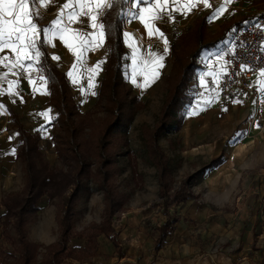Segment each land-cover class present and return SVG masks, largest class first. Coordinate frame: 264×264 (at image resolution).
<instances>
[{"label":"rangeland","instance_id":"obj_1","mask_svg":"<svg viewBox=\"0 0 264 264\" xmlns=\"http://www.w3.org/2000/svg\"><path fill=\"white\" fill-rule=\"evenodd\" d=\"M33 8L35 9V6ZM240 8L244 11H234L223 17V22L231 17L237 19L252 17L250 21L243 22L247 24L252 23V20L262 21L264 18V0H243ZM56 17L55 13L45 15L43 19L50 21L57 19ZM221 22L222 19L211 25L212 33L218 29L217 26ZM190 23L184 26L183 32L170 24L164 26L169 46L166 63L159 72V77L150 86H138L141 85L138 79H136L137 83L133 84L131 79L133 69L130 64L125 67L127 82L133 88V93L138 95L145 105L137 112L131 123L128 134L131 153L119 160L120 175L117 185L128 197V203L124 212L113 220L115 236L119 238L118 242L122 250H125L124 254L127 258L135 259L140 264H148V262L149 264H264V125L257 127L252 134L251 130L246 129L244 121L237 123L233 129L226 122L225 115L220 116L218 122H215L210 115L206 117L203 115L202 119H199L197 115L189 113V107L180 113L187 119L186 130L182 131L181 128L159 141L166 157L171 161L173 173L171 188L173 191L180 190L189 176H195L192 183L194 197L172 207L171 214L178 221L168 233L162 248L155 251V239L152 233L158 225L166 222V217L160 198L157 170L150 165L144 154L140 137L141 127L143 124L154 127L158 120L168 93L166 80L173 61L171 42L176 40L181 44L184 36L190 33L192 22ZM57 44L56 38L51 44L48 43L53 51L51 56L59 57V60L53 59V63L65 70L81 111L84 113L94 111L95 121L105 118L103 105L95 107V104L101 81L104 79L110 46L103 42V51L107 57L106 59L105 56L103 57L104 64L94 76L92 82L95 87L88 88L89 76L92 74L87 69L93 63L95 54L88 55L87 58L83 56V61L78 63L72 52L71 56H66L61 53L62 51L57 50ZM130 57L128 53V61ZM73 64L77 65L73 73L78 80L76 84L72 83V78L68 75L73 71ZM41 75L44 76L45 73L41 71ZM92 92L96 94L92 95ZM43 95L39 102L25 104L17 111L22 114L24 127L29 132L41 133L42 139L39 144L45 160L52 169H59L63 165L52 142L54 128L51 123L55 111L49 103L47 89ZM43 113L47 115H42ZM5 122L4 118L0 126ZM183 122L184 120L181 123L182 127ZM9 129L13 134L17 152L20 145L18 131L12 123ZM219 157L222 158V164L218 168L208 170L202 177L199 172L201 168ZM19 163L21 164L19 167L22 168L18 171L19 177L13 180L11 187L0 188V200L12 194L22 193L25 176L23 164L18 160ZM88 191L77 204L75 223L77 230L80 231L101 223L104 211L103 193L97 189L94 182L91 181L88 185ZM57 204V200H50L46 196L40 200L41 211L30 219V223H38L34 225V231H31V238L45 234L50 238L56 237L58 227L54 217L57 213ZM2 210L0 208V226H3L4 221L5 210ZM39 222L45 224L44 232L38 231ZM99 239H101L100 257H104L105 261L109 262L112 257L109 249L112 242L105 236H100ZM3 241H0V246L5 252L13 253V248ZM85 242L84 239L77 238L73 244L77 247ZM39 253L41 260L45 250L41 248ZM65 264L78 263L67 261Z\"/></svg>","mask_w":264,"mask_h":264},{"label":"trees","instance_id":"obj_2","mask_svg":"<svg viewBox=\"0 0 264 264\" xmlns=\"http://www.w3.org/2000/svg\"><path fill=\"white\" fill-rule=\"evenodd\" d=\"M103 17L107 42L111 46L109 64L99 89L95 107L105 111V118L95 121L94 111L84 113L76 102L64 73L53 67L43 56L42 64L50 82L51 106L55 115L51 126L54 128L52 142L63 167L52 169L39 144L40 132L30 133L21 125L19 159L23 162L25 186L20 194H12L3 200L4 214L3 240L13 248L6 253L0 246V264H93L100 246L99 237L110 238L116 252L121 254V246L115 236L114 218L124 212L128 197L117 185L120 175L119 160L131 153L128 134L137 112L144 107L139 96L133 93L125 78L128 52L124 46L123 25L125 0H114ZM204 21L194 38L189 39L184 49L178 52L173 46V62L166 80L167 96L154 127L143 124L141 141L144 154L150 165L156 168L160 198L166 222L158 225L152 237L155 251L162 248L168 233L178 221L171 214L174 206L194 197L192 183L195 176H189L180 190L171 188V161L166 157L159 139L182 128L180 115L192 104L187 94L193 73L198 69V59L205 49L215 48L229 38L231 43L238 32L247 24L232 22L225 25L220 36L213 42L205 43ZM222 158L211 160L200 172L203 177L208 170L218 168ZM94 182L103 193L104 211L101 223L93 224L80 231L76 228L77 204L87 193L88 185ZM173 191V192H172ZM57 200L55 222L58 225L57 241L41 246L29 239L30 219L41 211L39 202L44 197ZM86 241L83 248H75L72 241ZM45 253L39 260V250Z\"/></svg>","mask_w":264,"mask_h":264},{"label":"crops","instance_id":"obj_3","mask_svg":"<svg viewBox=\"0 0 264 264\" xmlns=\"http://www.w3.org/2000/svg\"><path fill=\"white\" fill-rule=\"evenodd\" d=\"M113 1L114 0H108V2L110 3H112ZM67 2L68 0H54V2L49 6V8H40L39 11L41 15L34 18V22H36L38 27L41 29L40 36L38 37V40H37V46L39 50L41 51L42 55L38 63L35 61L34 62L24 61V63L25 65H27L28 63L33 64L34 71L31 73V76H32V79L36 81L35 87L38 89H41L40 91H34L33 85L29 83L28 73L24 72L23 70L19 68L12 69L11 71H9V68H6L4 67L3 64H0V92L3 93L2 95H0V122H3L4 118L6 120V122L2 126H0V188L1 187L3 188L11 187L13 180L19 177L18 171L22 169L21 167H19V165L21 164L20 163L18 164V160H20L18 157L20 149L17 152L15 150V155L12 154V150L15 149L14 142H13L14 137L9 129V125L10 123H12L14 128H16L18 131V138H19V143H20V133H19L18 126L21 125L25 130L27 129L24 127L22 114L19 111H17V109H19L20 107H23L25 104H29V103L33 104V103L39 102L41 98L44 97L43 93L45 92L46 89H47V97L51 105L50 82L47 78L46 71L42 64L43 56L45 53L50 63L52 64V66L57 68L62 73H64L66 76V79H68L65 70L58 67L56 64L53 63V59L51 56L52 55L51 52L53 51L51 50L48 43L46 42V38L44 37L43 31H42L45 28L52 29V21H53V20L44 21L45 19H43V17L45 15H52L55 13L58 17L60 13V9ZM125 2H126L127 7L124 11L126 19L123 25V30H124L123 34L129 33L131 34L132 38L129 40L124 35V46L126 47L127 52L130 53L131 55L130 60H129L130 63L128 62V64H130L132 69H133L132 55H133L134 48L138 50L137 51V62L139 66H142L144 60L151 59V56H150L151 53H155L157 55L164 56V60H163V67H164L166 63L165 60H166V55H167V53H164L165 45L163 42L164 39H167L166 29H164V26H166V24L176 26L174 28H179V31L183 32L184 26H186V24H191L190 22H192V25L190 27L191 29L189 30L190 33L184 36L183 40L181 41V44L180 43L178 44L176 40L171 42V52L173 51L174 45H175V49L178 52H180L184 49V46L186 45L185 43L189 39L194 38L195 34L198 32L199 27L203 21L204 23L201 27L203 29L204 42L209 43V42L215 41V39H217L222 33L224 26L231 23V21L232 22H241V21L244 22L247 20L250 21L252 18V17H247V18L237 19L235 17H231V19L223 22V17L230 15L234 11H238V12L244 11L243 9L240 8V6H242L243 4V0H232L231 4L227 6V10L225 11V13L220 16H217L215 13L219 5L223 3V0H209L211 7L206 8L201 4L200 6H198L197 8L193 9L190 12L172 11L171 10L173 7L172 0H169V7L165 11L171 12V15L170 16L163 15L160 19L152 21L155 27L159 28L160 31L164 33V37L161 38L159 35H154L152 37H149L147 34V29L144 27V24L138 18L133 19L132 14H135L138 17L140 13V9L144 7H148L151 4H154L155 0H139V3H137V0H125ZM181 2H183V0H181ZM107 10L108 9H100L95 13L98 16L97 23L103 24L102 20ZM70 11L71 9H65V16L62 18L65 24L68 23L67 13ZM82 19L88 20L89 25H90V19L88 17H84ZM220 19H222V22L219 23V25L217 26L218 29L215 30L214 33H212L213 30L211 29V25L216 24L215 22H219ZM263 22H264V18L262 19V21L252 20V23H263ZM70 27L73 29L84 31V32H98L99 31L98 29H93L90 26L84 27L81 24H75V23L71 24ZM104 33H105L104 43L105 42L108 43L105 30H104ZM56 39L58 43L56 46L57 47L56 49L59 51H62L61 53H63L66 56H71L72 51H70L69 48L64 44V42L61 41L58 37ZM229 41L230 40L228 38L224 42H221L218 45H216L215 48L205 49L201 53L198 59V62H197L198 69L193 73L188 89L186 91L189 96L190 95L192 96L191 97L192 104L189 106L190 108L189 113H195L194 116L197 115L196 117L199 119H202L203 115L204 117H206L207 115L208 116L210 115V117H213L215 122H218L220 116L225 115L226 122L228 123L230 127H233V129L237 123H241L242 121H244L246 122V129L251 130L250 133L253 134V132L257 130V124H259V126L264 125V96H263V101H261V103L259 104L256 103L252 99L239 100L241 101V103H235V101L237 100H234L232 103H222L218 98L217 91H215L217 80L219 79L222 72L224 71L225 61L222 58V55L227 50L229 45L231 44ZM129 44H131L132 47H129ZM103 47L104 46L102 45L101 47H98L94 50L85 51L84 57L95 54L93 63L90 65L89 68H94L97 64H99L100 65L99 69H101V67L104 64L103 57L105 56L104 57L105 59L107 57L103 51L104 50ZM172 56H173V53H172ZM4 57L8 58L5 61V63H8L9 61H13L16 58L15 53L11 49H4L3 52H0V59H3ZM109 57H110V52H109L107 62L109 61ZM108 64L109 62L107 63V66ZM163 67L159 69V72L163 70ZM41 71L45 73L44 76L41 75ZM209 73H212V75H210ZM104 74H105V71H104ZM41 76H43L46 79L47 81L46 84L40 81L39 77ZM136 79H138L141 85L143 84V76H137ZM258 79H259V76L255 77V81H254L255 85H257ZM202 80L204 82L203 84H202ZM11 81L18 82L14 86L13 94H9L8 92L9 82ZM68 82L71 88L72 85L69 79H68ZM71 91H72V88H71ZM132 91H133V88H132ZM15 93H18V94H15ZM72 95H73V91H72ZM225 109H227V111H225ZM6 113H7V117H6ZM183 124L184 125L181 130L185 131L186 127H188L186 118H184ZM20 161L23 164L22 160ZM6 198L7 197H5V199ZM5 199L0 200V208L5 210L6 212V209L3 206V200ZM4 214H3V218H4ZM54 221H55V217H54ZM35 224H38V223H35ZM35 224L29 223V239L30 240L40 245H49L58 240L57 239L58 233L56 237L54 238H50V236L47 234L39 235L36 238H31L30 237L31 231L33 230V227ZM39 224L40 226H37L38 231L44 232L45 224H43V222H39ZM1 227L3 226H0V241H3V230H1ZM74 241L75 240L72 241L73 247H75L73 244ZM85 243L77 247L83 248L85 246ZM99 243H100V246H99L100 248L101 239H99ZM109 249H111L110 252L112 254L111 255L112 257L109 260V262L105 261L104 257H100V254H99L100 249H99L98 251L99 256L93 260V264H119V263L123 264V263H127L126 261L129 262L127 264H140L135 259H128L127 255L124 254L125 250L124 249L122 250V247H121L122 255H119L116 252V249L113 243H111V246Z\"/></svg>","mask_w":264,"mask_h":264},{"label":"snow or ice","instance_id":"obj_4","mask_svg":"<svg viewBox=\"0 0 264 264\" xmlns=\"http://www.w3.org/2000/svg\"><path fill=\"white\" fill-rule=\"evenodd\" d=\"M54 0H0V52L4 49H11L15 53V60L5 63L8 59L4 57L0 59V64L4 67L12 69L19 68L24 72L28 73L29 83L33 85L34 91H40L35 87L36 81L32 79L31 73L34 71L33 64L28 63L25 65L24 61H35L39 62L41 58V51L37 46V40L40 36L41 29L37 23L34 22V18L41 15L40 8H49ZM232 0H223V3L216 9V15L220 16L225 13L227 6L231 4ZM139 3V0H137ZM172 11L190 12L197 8L201 4L204 7H211L209 0H172ZM35 6V10L33 9ZM114 5L108 0H68L60 9L59 16L57 19L52 21V29H43V35L46 38V42L51 44L54 38H59L64 44L72 51L76 57L78 63L83 61L85 51L94 50L101 47L104 42V24L97 23L98 16L95 14L100 9H109ZM169 7V0H155L154 4L149 5L140 9L139 16L132 14V18H138L147 29L149 37L159 35L161 38L164 37V33L159 28L155 27L152 21L160 19L163 15L170 16L171 12L165 10ZM65 9H71L67 13V24L62 19L65 16ZM88 17L90 19V25L88 20L82 19ZM81 24L84 27L90 26L93 29H98V32H84L78 29L70 27L71 24ZM125 37L129 40L132 38L131 34L124 33ZM164 53L168 52V41L164 39ZM129 47H132L129 44ZM137 49H133V70H132V83L136 84L137 76H143V84L138 85L140 87H148L154 83L159 77V69L163 67V55H157L151 53V59L144 60L142 66L138 65L137 62ZM52 59L59 60L58 56H53ZM73 71L68 73L69 77L72 78V83H78L77 78L74 76V71L77 69V65L73 64ZM100 65L97 64L94 68H88L87 71L92 75L89 76L88 88H94L95 85L92 82L94 76L99 69ZM241 70L244 69V65H240ZM212 75V73H209ZM83 73H81V76ZM40 81L44 84L47 83L46 79L41 76ZM17 81L9 82L8 92L13 94L14 86ZM202 80V84H203ZM257 89L264 96V68L259 71V79L257 80ZM83 91V89H82ZM3 93L0 92V95ZM18 94V93H15ZM92 92V95H95ZM207 102V101H206ZM235 103H241L237 100ZM227 111V109H225ZM195 114V113H193ZM42 115H47L43 113ZM259 127V124H257ZM239 135V134H238ZM12 154L15 155V149L12 150Z\"/></svg>","mask_w":264,"mask_h":264},{"label":"built area","instance_id":"obj_5","mask_svg":"<svg viewBox=\"0 0 264 264\" xmlns=\"http://www.w3.org/2000/svg\"><path fill=\"white\" fill-rule=\"evenodd\" d=\"M222 58L224 71L217 80L215 91L222 103L252 99L256 103L263 96L255 85V77L264 68V22L248 23L231 41ZM240 65H244L241 70Z\"/></svg>","mask_w":264,"mask_h":264}]
</instances>
